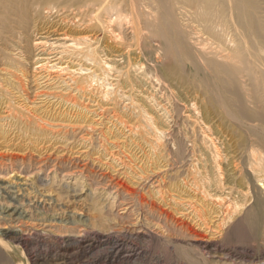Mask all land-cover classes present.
I'll return each instance as SVG.
<instances>
[{"label": "bare ground", "instance_id": "1", "mask_svg": "<svg viewBox=\"0 0 264 264\" xmlns=\"http://www.w3.org/2000/svg\"><path fill=\"white\" fill-rule=\"evenodd\" d=\"M52 1L54 0H34L33 6L38 15L41 14L44 9L43 7L48 2L51 4ZM87 1L90 3L92 2L94 5L99 3V5L102 6L101 11L95 16H92L93 18L89 20L85 18L80 23L70 24L67 23L66 20H63L60 26H51L50 29L47 27L44 30L40 29L42 31L40 36L41 40H47L45 42H48V40H58L57 37H64L62 40L67 41L65 43L67 44L69 42L68 39H70V47L73 49V51H71L72 56H77L75 58L76 60L80 59L78 57H85L88 61H92L94 60L93 56L97 54V52H90L88 56H85V54L82 55V52L77 49L81 45H87L92 42L89 34L97 32V30H114L111 32V35H114L117 34L119 30H131L130 34L132 35V41H134V51L128 55L129 62L127 65V73L129 74L133 70V61L135 59L144 61L146 64V71L144 72L145 77L154 81L163 92L162 94H165V97L170 93L167 100L170 104L167 103L172 108L171 110H167L170 108L169 106L166 108V105H161L165 103L166 100L163 103L160 102L159 104L162 109L160 112H164L162 116L168 119L169 122L164 118L163 121L168 122V124L160 123V115L158 118L160 122L155 119L154 122L150 120V126L147 124L152 132L157 133V136L160 134L157 139L160 144L158 143L155 148L153 146L152 149L158 157L157 160H163L164 165L162 168H167V172L162 176L163 172L160 174L159 172L161 171L158 168V173H154L151 170L150 173L152 172V175L146 177L145 175H147V173L145 174V171L143 173L145 174L144 177H146L145 182L142 180L143 184H139L140 186L133 191H130L132 189L128 190V188H125L126 184L122 186L123 183L121 184V181H115L117 178L108 177L106 173H101V175L98 176L97 171L93 173L94 176L91 177L93 174L91 175V171L89 172L87 164H81L83 161L79 162V160H74L75 162L72 163L73 161L65 159L66 162H69V168L64 171L66 173L65 176H80L89 179L92 183L95 181L96 186L105 183L104 188L115 190L117 196L121 198L119 203L121 208L124 206H127V210L135 208V210L140 211L142 213L141 215H143L142 217H144L143 219H139L143 220L141 221L143 223L141 225L139 224V227L127 230L125 235L114 237L115 239L108 238V240L112 242V245L109 251H107L108 253L105 256L104 262L116 264L123 261L130 262L131 260H139L140 257L147 253L148 246L146 244L157 243L165 239L172 240L173 237L179 236V240L180 237L186 238L187 241L188 239H202L203 241L201 240L202 242L198 244H180L181 241L179 245H177H186V248L187 245L191 248L195 246L199 256L208 264H264V21H262L264 16V0ZM26 4V0H0V135L4 138L3 144H7L6 149L9 146L7 141L10 134L14 135V138L17 142L19 141V145H21L22 142L26 141L25 138L29 136L46 138L56 133L55 131L53 132L46 129L47 126L45 125V127L39 121H36V118L33 119V117L31 118L18 114L11 108V103H14L16 100L14 97L20 96V98L23 99L25 96L27 97L26 92H28V89L25 88L22 82V78L26 79L27 77L26 61L22 60V56L25 55L27 51V47L24 45L23 35L27 34L28 30H15L17 28L16 26L19 24L21 25V22L25 25L28 24L29 17L27 12L29 10H27ZM51 6H53V4L50 5L48 9H53L54 6ZM87 6H89V3ZM152 12H156L157 16L155 17ZM125 13L132 15L131 21L125 19V17L123 18ZM86 17H88V15H86ZM64 23L66 25H64ZM51 29H53V31H51ZM196 30H202V32L199 33ZM71 34L78 35V39H72ZM120 34L115 35L117 36L116 38H120ZM217 44L225 47L227 51L234 53V56H229V58L223 56L222 53L214 47ZM89 49H91V47H89ZM11 52H19L17 55L20 57L16 59L9 55ZM102 53L103 55H101L108 59L114 51L113 49H108L106 52ZM58 56L59 55H57V57ZM133 57H135V59ZM101 58L102 57H100V59ZM220 59H229V61L232 60L233 63L221 61ZM103 60L101 61L103 62ZM78 61L79 64H75L79 67L78 69L81 71V74L85 71L88 72V62L86 64L84 60ZM105 64L107 63L105 62ZM64 67L65 66H63V68ZM67 68L68 67H66V69ZM69 68L71 69V66ZM58 69L60 68L58 67ZM175 76H179L183 79L189 78L190 82L193 81V83L196 84L194 89L197 90V93L201 94L200 108L202 112H200L202 113V117L193 116V119L190 116H186L194 105L191 104L192 101H190V99L184 102L181 97L175 95L176 92L172 85ZM139 82L143 83L141 80L138 81V83ZM131 86L136 87L137 83L131 81ZM154 87L156 86L154 85ZM84 89L85 88L82 89L81 86H78L75 90L84 92ZM153 89L154 88H152V90ZM155 90L153 91L155 95L161 92H155ZM117 93L119 94V92H116L115 95H117ZM122 93L126 94L128 92L124 93L123 91ZM150 93L151 91H149V94ZM126 97L124 96V99ZM160 98L162 99V97ZM196 106L193 107V109L196 108ZM200 108H198V110ZM145 110H147V108ZM195 111H197V109ZM214 119L227 122L230 128L224 129L225 125L223 123L217 125ZM151 134L152 133H150V135ZM50 137L48 139H50ZM71 138L73 139L74 137ZM50 140H52V138ZM9 141L11 142L12 140ZM48 145H50V142ZM16 147L19 152L15 154L16 156L13 154V156L0 154V264L17 263L12 257L13 252H16V247L26 248L28 253L30 255L32 254L29 250V246L33 234H28L25 230L16 229L12 227L10 223L14 222V226H22L23 220H31L34 216L40 214L47 215L50 208L53 206L52 200L42 202L38 199L40 191L32 197V193H27V189L24 188V185L21 183L18 184L11 179L14 174L20 177L25 174H31L34 171L38 173L46 172V170H44L47 168L46 162L51 160V158L45 156L46 158H43L44 160L42 162L38 160V163L36 162L33 164L31 162L32 158L27 160L22 155L23 153L21 154L23 148L21 149V146ZM1 150H3V148H1ZM157 151H159V153ZM42 156L43 155H41L40 158H42ZM155 161L153 163H155ZM44 162L45 166L43 165V167L40 164ZM56 167L57 164L53 165L54 171H56ZM141 176L139 178L143 177ZM165 176L166 178L170 176L169 179L171 184H174V190L176 189L175 192H179V188L181 189V186L175 185V183L177 184V182H179L181 177L184 176L190 183L192 182L191 185L195 188L192 190H195L196 197L200 196L198 201L202 202L203 206H205L203 208L205 209L199 211L196 209L197 206H191V208L195 215H200L202 220L205 215H208V218H210L206 221H215V219H217L215 222L219 223L218 226L216 224L218 230L212 231L211 228L208 229L210 232L218 231V242L210 240L207 237L208 235L197 233L192 230L188 225L189 222L187 223V218H189L187 216L188 214L181 213L183 216L176 217L177 215L172 211L162 208L164 205H160L161 201L157 202V200H155L156 198L158 199L157 195L160 196V199L164 198L163 190L167 189L165 188L162 190ZM49 177L50 176L47 175V178ZM55 178H57L56 174L54 175V179ZM108 178H110V180ZM182 181H184L183 178ZM166 182L168 181L166 180ZM67 187L70 188L68 184ZM154 187H158L159 189L155 191ZM75 192L74 190V193ZM180 193L181 192H179V195ZM188 194L190 193L188 192ZM168 195L165 196L167 197ZM206 203H208L207 206ZM133 212L132 210V213ZM116 215L120 216L119 214ZM204 223L206 224L207 222ZM210 225L212 224L210 223ZM155 228H159L160 231L163 232L157 233L155 232ZM56 233L59 232L56 230L41 231L35 236H37V241L42 242L43 236L48 235L49 237ZM87 234V231L83 229L82 231H78L77 235L74 236L76 244L83 249L84 254L90 253L94 248L93 243H83ZM212 235L215 237L216 234ZM63 236L68 239H65V242L71 240L65 235ZM231 236L249 238L251 241L249 243L250 248L241 252L226 247L223 248L221 244ZM7 237L12 241V246L5 242L4 238ZM175 241L176 240L173 242ZM142 243L144 246L140 245ZM37 253L31 255L33 257L31 261L32 264H38L40 260L50 258L46 253H44L46 255H36ZM55 256L56 258L59 257L58 255Z\"/></svg>", "mask_w": 264, "mask_h": 264}, {"label": "rangeland", "instance_id": "2", "mask_svg": "<svg viewBox=\"0 0 264 264\" xmlns=\"http://www.w3.org/2000/svg\"><path fill=\"white\" fill-rule=\"evenodd\" d=\"M26 3H27L26 4L27 10H29L27 12L29 17L28 24L25 25L24 23L22 24L21 22V25L23 27L19 24L18 26H16L17 28L15 30H28V33L23 35V41L25 47H27L26 48L27 51L25 55H23L24 57L22 56V60L26 61L25 64H26V72H27L26 73L27 77L26 79L22 78V82L24 83L25 88L28 89L27 90L28 92H26L27 97L25 96L23 99H21L20 96L14 97L16 98L15 102L16 101L17 102L11 103V108H13L15 112L18 114L29 116L31 118L33 117V119L36 118L35 119L36 121H39L42 125L47 126V127L45 126L46 129H49L53 132L55 131L57 134L55 133L56 134L55 136V134L52 133L54 134L53 136L49 135L46 138H38L37 136L36 137L27 136L28 138H25L26 141L22 142L23 144L21 143V145H19V141L17 142V140L14 138V135L10 134L9 135L10 137H8V141H7L10 147L8 146L7 149H6L7 144L6 145L3 144L4 138L0 135L1 137L0 154H4L5 156H13V155L16 156L15 154H17L18 152L16 146H21L20 148L21 149L23 148L21 154L23 153L22 155L27 160H29V158H32L31 162L33 164L36 162L38 163V160L42 162L44 160L43 158L46 157L51 158V160L46 162L47 168L44 169L46 170V172L38 173L34 171L31 174H25L20 177L14 174L13 178L11 179L14 182H17L18 184L21 183L22 185H24V188L27 189V193L29 192L32 193L31 195L32 197H34L35 194H37V192L40 191L38 199L41 200L42 202H45L47 200H52L53 206L50 208V211L47 215L40 214L34 216L31 220L25 219L22 222V226L19 225L14 226L15 225L14 222H11L10 225L16 229L25 230L26 233L28 234H33L32 238L30 239L31 243L29 246V250L32 253L31 255L38 252L36 255L48 254L50 256V258L48 259L40 260L38 264H108L104 262L105 256L108 253L107 251H109V248L112 245V242L109 241L108 238L115 239L114 237L125 235L127 230H131L133 228L139 227L143 223L141 222L143 220H139V219H143L144 217H142L143 216L141 215L142 213L138 210H135V208L132 209L134 211L133 213L131 209L129 210L126 209L127 206L121 208L120 207L121 205L119 206L121 198L117 196L115 190H109L106 187L104 188L105 183H102V185L100 184V186L99 185L96 186L95 181L92 183L89 179L82 178L80 176H65L66 173L64 171L67 170V168H69L68 167L69 162H66V160L73 161L72 163L78 160L79 162L83 161L81 162V164L82 165L83 163L87 164L89 172L91 171L90 172L91 175L93 173H96L97 171H98L97 172L98 176L101 175V173L104 174L106 173V175L108 174L107 175L108 177L111 176L114 179L117 178L115 181L117 182L121 181V184L123 183L122 186H125L126 184L125 188H128V190L132 189L130 191L137 189L138 186H140L139 184L141 183L143 184V182H145V178L148 175H152V172L158 173L159 172V170L157 171L158 168L161 171L159 172L160 174L163 172L162 173L163 176L164 173L167 172V168H162L164 165L163 160L162 159H161L162 161L157 160L158 157L155 155V151L152 149L153 146L155 148L159 143L157 139L160 134L157 136V133L152 132L149 129L150 127L148 128L147 124H149L150 126L151 122H154L155 119H157V121L159 122L161 120L160 123L168 124L169 122L168 119L162 116L164 115V112L163 111L160 112L162 109L159 103L160 102L163 103L165 102V100H166L165 103H167L170 93L168 96L166 95L165 97V94L164 95L162 94L163 92L160 90L157 84L154 81H151L150 79L145 77L144 72L146 71V64L141 59H135V57H133L135 59L133 61L134 63L133 70L131 71V73L129 74L127 73L128 72L127 65L129 62L128 55H130L131 52L134 51V47H133L134 41H132L131 39L132 35L130 34L131 30L128 31L126 29L119 30L117 34L114 35H111V32H113L114 30H110V31L97 30V32H93L89 34L91 36L90 39H92V42L87 45H83V46L81 45L77 49L78 51L82 52V55L85 54V56H88L90 52L92 53L97 52V54L93 56L94 60L92 61H88L85 57H78L80 59L76 60L75 58L77 56L76 57L72 56L71 51H73V49L70 47L71 46V43H69L71 41L70 39H68L69 42L67 44H65L67 41L62 40L64 37H60V38L57 37L58 40H48V42H45L47 40H43V41L41 40L40 36L42 34L41 31L42 29L44 30L47 27L50 29L51 26L52 27H56L57 25L60 26L62 25L61 23L63 20H66L67 23L74 24V23L82 22L85 18L87 20L93 18L92 16H95L102 9V6H100L99 3L94 5L92 4V2L90 3L87 0H54L51 2V4L50 2H48L43 7L44 9L42 10L40 15H38L36 9L33 6L34 0H26ZM88 3L89 6H87ZM52 4L54 6V7L51 6L53 7V9H48ZM152 14L155 17L157 16L156 12H152ZM86 15H88V17H86ZM124 17L129 21L132 20V15L128 13H125L123 18ZM262 21H264V16ZM64 25L66 24L64 23ZM51 31H53V29H51ZM196 31L199 33L202 32V30H196ZM119 34H120L119 36L120 38H116L117 36L115 35H119ZM71 35H72L71 37L72 39H78L79 37L78 35L76 36V34L75 35L71 34ZM89 47H91V49H89ZM214 47L217 48L219 52L222 53V55L226 56L227 58H229V56L231 57L234 56V53L227 51V49L222 45L217 44ZM108 49H113L114 53L111 56L108 55L110 57L106 59L107 57L102 56L103 55L102 52H106ZM18 53L19 52H11L9 55L18 59L17 57H20L19 55H17ZM57 55L59 56L57 57ZM100 57L102 58L100 59ZM61 58L62 60L63 59L64 60L62 61ZM78 60H84L86 64L88 62L89 64V65L87 64L89 70L88 72L85 71L82 72L81 74V71H79L78 69L79 67L76 66L77 63L79 64ZM101 60H103V62ZM220 60L233 63V61L232 60L229 61V59H220ZM90 62L92 63V65ZM105 62L107 64H105ZM90 65L92 66V68ZM63 66L65 67L63 68ZM70 66L71 69L69 68ZM58 67L60 69H58ZM66 67H68L69 69L68 68L66 69ZM75 69H77L78 71ZM65 71L66 72L68 71L67 74ZM64 74L66 75V77ZM140 80L143 83L140 82L138 83V81ZM131 81L136 82L137 83L136 87L138 88L131 86ZM147 81H149L150 83ZM105 84L106 85L108 84L109 86L108 85L106 86ZM92 85L95 86L93 87ZM154 85L158 88L154 87ZM172 85L174 91L177 93L176 94L174 92L177 97H181V99L184 102L190 99V101H192L191 104L194 105L192 106V110L194 111L191 110L187 115L186 114L185 115L190 116L192 118L193 116L202 117V113H201L202 111L200 108L201 94L197 93V90L194 89V86L196 84L193 83V81L190 82L189 78L183 79L180 78L179 76H175L174 80L172 81ZM78 86H81L82 89L85 88L84 92L76 91L75 89H77ZM120 87H122L123 89ZM152 88L154 89L152 90ZM122 90L124 91V93L126 92L128 93L123 94ZM154 90L155 92L157 91L158 92L161 91V92L156 93L155 95L153 92ZM149 91H151L150 94ZM114 92L115 93L119 92L120 95L117 93L118 95L117 96L115 95ZM139 93L142 94L140 95ZM124 96L127 97L124 99ZM160 97H162V99ZM165 103L161 105L163 106L166 105V108H168L167 106H169L170 103L169 102H168L169 104L168 103L165 104ZM149 105L151 106V108ZM195 106L196 108L193 109V107ZM143 107L145 109L147 108V110H145ZM169 107L170 108H168L167 110L172 109L171 106ZM197 107L200 109L198 110ZM196 109L197 111H195ZM155 110H157L158 112ZM153 113L156 115H154ZM117 115L119 118L117 117ZM163 118L168 122L163 121L164 120ZM214 122H216L217 125H221V123H223L225 125L224 129L230 128L227 122H221L218 119H214ZM147 131L152 134L150 135V133H148ZM49 137L50 139L52 138V140L48 139ZM71 137L74 138L72 139ZM9 140L12 141L10 142ZM49 142L50 145H48ZM56 142H58L59 144ZM24 144L27 146H25ZM1 148H3V150H1ZM157 152L159 153V151ZM41 155H43L42 158H40ZM154 161L155 163H153ZM55 164H57V167L55 168L57 173L56 171L53 170V165ZM40 165L45 166V162L41 163ZM151 170L152 172L150 173ZM144 172L145 174L147 173V175L143 174ZM55 174L57 178L54 179ZM47 175H49L50 177L47 178ZM141 175L143 177L145 175L146 177L143 178ZM93 176L94 174L91 177ZM140 176L142 178H139ZM169 177L166 178L165 176L164 179L165 182L162 185V190L167 188L163 190L164 198L163 199L161 198L162 199L161 200L160 196L157 195L158 199L156 198L155 200H157V202L161 201L160 205L162 206L164 205L162 208L164 209L166 208L165 210L172 211L177 215L176 217L183 216V214L181 215V213H185L186 215L188 214L187 216L190 219L187 218V223L189 222L188 225L192 230H194L197 233H201V234L203 233L205 235H208L207 237L210 240H212L213 242H218L217 239L219 237V234H217L218 231L210 232V230L208 229L211 228L212 231L218 230L217 226L219 223L215 222L217 219H215V221L213 220L206 221L207 219L210 218H208L209 217L208 215H205L202 220L200 215H195L193 209L191 208V206H197L196 209L199 211H203L205 209L203 208L205 206H203L202 202L198 201V199H200L199 198L200 196L196 197L197 195L195 194V190H192L195 189L191 185L192 182L190 183V181H188L184 176L181 177L179 179V182H177V184L175 183L176 186L178 185L181 186V189L179 188V192H181L179 195V192H175L176 189L174 190V186H173L174 184H171ZM182 178L185 182L182 181ZM108 179L110 180V178ZM166 180L168 182H166ZM67 184L70 188L67 187ZM187 185H189L190 187ZM154 188L155 191L159 189L158 187H154ZM74 190L76 191L75 193ZM167 192L168 194L169 193L172 194L168 195ZM188 192L190 194H188ZM165 195L168 196L166 197ZM207 204L208 203H206V206ZM116 214H119L120 216H117ZM204 222H207L206 223L207 225ZM210 223L212 225H210ZM83 229L86 230L88 233L87 236L84 238L83 243L94 244L93 250L88 254H84L83 249L76 244L74 239L75 238L74 236L77 235V232L82 231ZM49 230H56L59 233L52 235L53 237L52 236L48 237V235L43 236L42 242L36 240L37 236L35 235H37V233H40L41 231H49ZM66 232H70V233H66ZM155 232L161 233L163 231H160L159 228L157 229L155 228ZM61 234L65 235L71 240L65 242L64 240L65 239L68 240V239L64 238V236ZM212 234H216L215 237H213ZM182 238L183 237H180L179 240V236H175L173 237L172 240L165 239L157 243L146 244L148 246L147 253L142 257H140L139 260L138 259L131 260L130 262L123 261V262H118L116 264L119 263L120 264H205L206 261L203 258H201V256H199V253L195 248V246H193L192 248L188 245L187 248L186 245L178 246L181 241L182 242L180 244L182 243L198 244L203 240L201 239L202 240L201 241L200 239L197 240L188 239L187 241L186 238L183 239ZM4 240L8 245L10 246L13 245L10 238L7 237L4 238ZM174 240L176 241L173 242ZM250 242H251L250 239L247 237L239 238V236H231L230 238L223 241V244L221 245L223 248L226 247L241 252V251H245V249L248 250L247 248H250V244H249ZM140 245L144 246L143 243ZM25 249L26 248L23 247H16V252H13L12 254L13 259H15L18 264H32L31 261L33 257L28 253V250ZM55 255H58L59 257L56 258Z\"/></svg>", "mask_w": 264, "mask_h": 264}]
</instances>
